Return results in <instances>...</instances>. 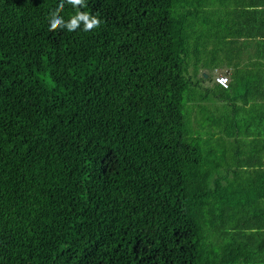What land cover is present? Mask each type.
<instances>
[{
  "label": "trees",
  "instance_id": "16d2710c",
  "mask_svg": "<svg viewBox=\"0 0 264 264\" xmlns=\"http://www.w3.org/2000/svg\"><path fill=\"white\" fill-rule=\"evenodd\" d=\"M220 1L0 0V264H264V82L176 50ZM77 10L100 24L48 27Z\"/></svg>",
  "mask_w": 264,
  "mask_h": 264
},
{
  "label": "rangeland",
  "instance_id": "374dc122",
  "mask_svg": "<svg viewBox=\"0 0 264 264\" xmlns=\"http://www.w3.org/2000/svg\"><path fill=\"white\" fill-rule=\"evenodd\" d=\"M199 16L202 23L185 29L186 39L177 42L176 50L186 49L187 55L192 59L186 66L198 71L204 79L207 78L204 73L214 74L213 80L221 82L223 76L232 74L234 62L239 56V77L244 80L260 77L264 82V39L253 28L251 39L243 41L239 46V0H221L206 15L200 8ZM239 81L244 83L240 78ZM203 106L204 110L201 109ZM212 108L211 101L197 102L193 117L205 121L209 112H213ZM211 157L218 161L214 154ZM243 162L245 161L239 160V163ZM229 177L232 178L230 175ZM262 235L261 233L260 236ZM254 256L259 261L263 258L255 251ZM255 261L256 258L251 256L250 264H255Z\"/></svg>",
  "mask_w": 264,
  "mask_h": 264
},
{
  "label": "crops",
  "instance_id": "0c3cea01",
  "mask_svg": "<svg viewBox=\"0 0 264 264\" xmlns=\"http://www.w3.org/2000/svg\"><path fill=\"white\" fill-rule=\"evenodd\" d=\"M263 18H264V8H263V10H261V7L257 4V0H251V1H248L246 3H240L239 4V19L244 23V25L246 27L251 28V29L254 28L255 31L260 36L264 33ZM204 74H206V73H204ZM228 77H229L231 86L235 85L238 87V89H239V87H240V89L242 87L241 93L243 94L245 92L244 87H247V84H246V80L239 77V56L237 57L236 61L234 62L232 74L231 75L229 74ZM231 77H232V79H231ZM239 78L244 81L243 84L241 81H239ZM210 82L212 84H214L211 79H210ZM208 84L209 83H207L206 85H208ZM214 88H216L218 90V92L221 91V90H219V88L217 86L216 87L214 86ZM261 89L262 90H260V92H261L260 95H258L255 92V101L264 102V87ZM232 104H231V106H232ZM238 105H239V107H237L233 104L234 108L238 111L237 114L239 115V111H242L241 98H239V104ZM237 114H235V115H237ZM233 116L234 115L227 113V118H231ZM253 116H254V111H252V113H250L245 118H242L243 119L242 121L239 122V119H238V121H236L235 123H241V124H243V127L244 128L246 127V129H247V127L250 125V123L253 119ZM241 139L245 143L255 142L246 136H242ZM208 150H210V153L215 155V158H217L218 161H219V159H222L223 156H226L227 158H233V157L239 156V160L245 159L241 155L242 150L240 148L233 149L230 147H224L222 149V148H218L215 144H213L211 147H208ZM238 165H239V163L235 162L233 164L232 168H235ZM243 170L245 171L244 167H243ZM232 171H233V174L239 173V172L235 171L234 169H232ZM225 174H228V173L225 172Z\"/></svg>",
  "mask_w": 264,
  "mask_h": 264
},
{
  "label": "clouds",
  "instance_id": "9594fccd",
  "mask_svg": "<svg viewBox=\"0 0 264 264\" xmlns=\"http://www.w3.org/2000/svg\"><path fill=\"white\" fill-rule=\"evenodd\" d=\"M69 4H71L74 8L76 6L83 7L85 4V0H67ZM217 6V5H216ZM63 7V0H61L60 4L57 5V8ZM49 25L50 29L56 28L59 26L60 28H66L68 31H74L77 29L81 22L83 23L82 30L87 32L100 24V20L96 16H90L88 12H81L77 10L76 14L73 15L69 20L65 21L61 16H59L55 11L52 12L49 17ZM197 24L202 23V18L197 16ZM252 29L248 28L244 25V23L239 19V46L243 41H248L252 37Z\"/></svg>",
  "mask_w": 264,
  "mask_h": 264
},
{
  "label": "bare ground",
  "instance_id": "6f19581e",
  "mask_svg": "<svg viewBox=\"0 0 264 264\" xmlns=\"http://www.w3.org/2000/svg\"><path fill=\"white\" fill-rule=\"evenodd\" d=\"M204 75L208 78L209 81L211 79L214 84L218 85L222 89H228L230 87V80H229L228 75L223 76L221 79V82L214 81L208 73H206Z\"/></svg>",
  "mask_w": 264,
  "mask_h": 264
}]
</instances>
